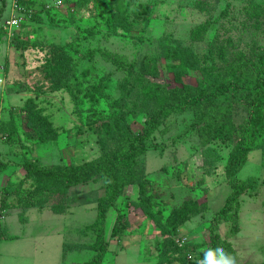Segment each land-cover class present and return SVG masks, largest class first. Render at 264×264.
<instances>
[{"label": "rangeland", "instance_id": "374dc122", "mask_svg": "<svg viewBox=\"0 0 264 264\" xmlns=\"http://www.w3.org/2000/svg\"><path fill=\"white\" fill-rule=\"evenodd\" d=\"M5 1L1 9L0 0V25L9 14L10 0ZM251 1L264 10V0ZM249 2L27 1L35 6V19L28 17L11 41L5 35L0 39V121L10 133L9 141L0 140V264H196L211 242L210 225L219 241L230 244L231 250L224 245L221 250L233 264H263V125L233 173L245 190L229 215L216 219L231 193L226 164L234 143L250 138L240 103L231 114L236 129L229 139L204 142L191 128L189 109L170 115L146 138L135 165L139 183L126 186L116 207L106 212L100 259L92 224L102 182L59 193L26 177L23 168L27 161L78 166L116 146V137L142 133L147 116L132 105V80L106 62L102 51L136 67L146 64L147 79L169 86L194 87L210 66L212 76H220L239 55L257 62L264 53V13L258 22L248 18ZM207 20L208 30L193 38L192 30ZM168 49L177 56H167ZM17 94L34 98L56 132L54 139L26 136L21 117L11 110L20 104ZM118 214L124 227L113 235ZM179 245L184 251L177 250Z\"/></svg>", "mask_w": 264, "mask_h": 264}, {"label": "trees", "instance_id": "16d2710c", "mask_svg": "<svg viewBox=\"0 0 264 264\" xmlns=\"http://www.w3.org/2000/svg\"><path fill=\"white\" fill-rule=\"evenodd\" d=\"M29 0L20 2L26 7L32 3ZM6 4L2 0L1 9ZM248 18L256 22L262 17L264 10H259L256 3L251 1L246 6ZM145 9V8H144ZM141 11V10H140ZM139 11V12H140ZM1 12V11H0ZM128 17V16H126ZM29 19H35L33 14ZM210 21L197 25L192 30L193 38L202 37L208 30ZM3 36L2 23L0 25V39ZM14 37V36H13ZM12 37V38H13ZM11 38V40H12ZM9 40V41H11ZM101 57L116 67V70L125 74L127 79L132 80L129 92H133L132 105L139 112L147 116L145 127L141 134L116 137V146L112 149H103L102 153L81 165H44L40 166L34 162L27 161L23 164L25 175L28 178H36L43 181L46 188L57 190L64 193L69 187L85 184L89 181H101L102 190L97 198L98 209L95 221L92 227L95 229L96 242L94 244L98 252L97 259H100L105 250L103 242V228L105 215L108 209L116 207V200L124 192L128 185L139 183V175L135 169L137 157L143 154L145 150V140L165 119L169 118L175 112L184 109L192 110L193 128L197 135L204 142H215L229 139L236 127L233 125L232 112L236 103L244 106L248 115V125L250 128L244 132L250 135L248 139L237 140L234 143V150L231 151L226 164V175L231 187V193L226 198L224 206L218 212L216 219H225L232 208V203L245 190V185L236 183L234 179V170L244 161L247 150L253 145L254 131H258L264 126L262 110L264 108V73L257 75L259 70L264 71V53H259L257 62L244 61L243 57L232 58L226 64L223 72L217 76H212L215 71L213 67L204 68L202 74L203 80L198 81L194 87L188 86H169L168 83H158L147 79L146 69L148 66L141 63L138 67L133 63L123 60L118 54L102 51ZM55 53L57 62H60ZM167 56L174 58L177 56L175 50L167 51ZM224 56V54H222ZM54 66V65H53ZM51 66L50 75L55 76V68ZM55 67L60 69V67ZM47 67H45L46 69ZM48 75V74H45ZM175 80L178 81V71L175 68ZM65 87V86H63ZM20 95V104L13 107L12 113L21 117L20 123L24 128L26 136L31 140L45 142L56 137V132L51 123L41 114L34 98ZM23 97V99H21ZM0 121V133L5 136L1 143L10 139V133L4 132ZM252 139V140H251ZM1 149H0V167H1ZM122 216L117 215L113 226V235L121 233L123 230ZM184 221V220H183ZM187 221V220H185ZM91 227V226H90ZM211 242L207 250L200 252L197 260H204V253L210 249H221L224 245L231 250L230 244L219 241L216 234L213 233V226L210 225ZM233 230H237V223L233 225ZM1 235V229H0ZM183 245L177 246L178 251H184ZM82 264H97V261ZM264 264V262H263Z\"/></svg>", "mask_w": 264, "mask_h": 264}, {"label": "built area", "instance_id": "2783aa9c", "mask_svg": "<svg viewBox=\"0 0 264 264\" xmlns=\"http://www.w3.org/2000/svg\"><path fill=\"white\" fill-rule=\"evenodd\" d=\"M21 0H10L9 1V14L7 19L2 23L3 36L9 40L14 36L23 22L27 20L34 12L35 6H25L20 2ZM5 138L4 135H1L0 140L2 141ZM183 241H181V244Z\"/></svg>", "mask_w": 264, "mask_h": 264}, {"label": "clouds", "instance_id": "9594fccd", "mask_svg": "<svg viewBox=\"0 0 264 264\" xmlns=\"http://www.w3.org/2000/svg\"><path fill=\"white\" fill-rule=\"evenodd\" d=\"M196 264H233L232 258L226 255L221 249H210L204 253V260Z\"/></svg>", "mask_w": 264, "mask_h": 264}]
</instances>
